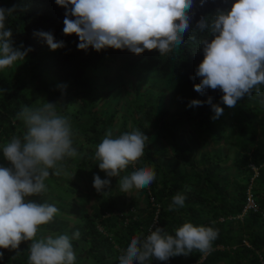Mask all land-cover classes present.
Here are the masks:
<instances>
[{
  "label": "trees",
  "instance_id": "16d2710c",
  "mask_svg": "<svg viewBox=\"0 0 264 264\" xmlns=\"http://www.w3.org/2000/svg\"><path fill=\"white\" fill-rule=\"evenodd\" d=\"M234 2L205 0L201 6L194 0L181 47L161 56L155 49L139 55L127 49L78 50V37L63 34L65 9L55 0H0V7L18 6L5 21L13 31L14 46L22 43L33 49L19 64L22 68L18 66L40 79L35 86L43 95L40 103H56L58 114L70 119L78 152L67 160L66 175H50L45 181L47 192L28 198L59 209L52 222L40 226L38 239L61 234L71 238L79 231V238L72 239L75 264H119V255L134 235L146 237L157 226L174 235V229L191 222L218 230L211 251L194 250L167 261L153 259L151 264H264V104L253 94L228 108L219 88L199 93L193 87L200 82L195 72L203 59L199 40L205 36L196 29L197 21L230 10ZM39 31L51 32L64 47L50 50L34 35ZM111 78L134 93L127 104L121 103L126 112H108L109 99L98 101ZM24 81L12 67L0 71V146L23 134L24 126L16 119L21 105H41ZM209 97L224 109L217 119H212L207 103L188 107L191 100L203 102ZM109 129L113 138L133 129L149 138L144 156L121 173L152 167L156 179L149 187L121 192L119 178L112 177L103 193L94 189V175L107 178L94 154ZM220 142L228 143V149L211 148ZM0 166L10 167L2 148ZM252 166L257 168L251 184L258 210L238 218L254 174ZM178 192L186 196L185 206L169 211ZM30 243L22 242L18 250L0 249V264H27Z\"/></svg>",
  "mask_w": 264,
  "mask_h": 264
},
{
  "label": "clouds",
  "instance_id": "9594fccd",
  "mask_svg": "<svg viewBox=\"0 0 264 264\" xmlns=\"http://www.w3.org/2000/svg\"><path fill=\"white\" fill-rule=\"evenodd\" d=\"M204 2L199 0L201 6ZM55 4L65 9L62 31L64 35L78 37V50L87 51L89 47L96 52L107 48L127 49L139 55L155 49L166 56L181 47L190 27L189 12L194 0H55ZM17 11V5L0 7V71L23 62L33 50L22 43L14 46L13 31L5 26L6 17ZM196 29L205 36L199 40L203 59L195 72L200 82L193 86L194 90L203 93L219 88L223 93L221 101L228 108H235L240 99L253 94L261 97L264 104L261 91L264 86V0H235L230 10L218 11L213 17H201ZM207 34L213 37L210 41ZM34 35L42 38L50 50L64 47V42L55 41L51 32L39 31ZM58 87L64 89L66 85ZM202 103L210 105L214 113L212 119L223 114L224 109L213 104L211 97L203 102L191 100L188 107ZM55 105L51 102L37 107L21 105L16 119L24 126L23 134L13 135L0 146L4 159L10 164V167L0 166V249L18 250L22 242L30 241L27 264H75L76 260L72 239L79 238V231L71 238L61 234L38 239L40 226L52 222L59 209L54 204L28 199L46 193L45 181L49 176L66 175L67 160L78 156L73 147L71 121L58 114ZM148 141L144 131L139 129L115 138L109 129L94 154L107 178L94 175V189L103 193L110 186L108 178L112 177L119 178L121 192L149 187L156 179L152 167H139L121 176L129 165L144 156ZM185 200L183 193H176L168 210L183 208ZM245 212L242 209L237 217L241 218ZM218 234L213 227L194 226L191 222L174 229V235L157 226L146 237L134 235L118 261L119 264H151L153 259L167 261L170 257L188 256L194 250L207 253ZM19 254L17 251L16 256Z\"/></svg>",
  "mask_w": 264,
  "mask_h": 264
},
{
  "label": "rangeland",
  "instance_id": "374dc122",
  "mask_svg": "<svg viewBox=\"0 0 264 264\" xmlns=\"http://www.w3.org/2000/svg\"><path fill=\"white\" fill-rule=\"evenodd\" d=\"M20 63H24L23 62H17L14 66H12V69L15 70V72L19 73L21 75V78H23V80H25V84H26V88L28 89V91H30L34 97H36V101L39 104H41L40 102L43 99V95L40 94L42 92H39L35 86L40 82V79L37 76H33L29 71H23L22 65H19ZM21 66V68L19 66ZM16 67V68H15ZM9 69V68H8ZM20 69V70H19ZM101 80V79H99ZM111 83H108L107 86L105 87V93H102V96L100 97V99L98 100L99 102L103 101V100H107L109 99L107 102V111L111 112L115 109H118L119 113L122 112H126L124 106L121 105V103L124 104V101L126 100V104L127 102L133 98L134 93L131 90V88H129L127 85L123 84L122 82H119L118 80H113L112 78L110 79ZM113 90V95H108V93L110 91ZM141 91L145 92V88L141 89ZM142 92V93H143ZM130 98V99H129ZM139 99H141V96H138ZM248 104V103H246ZM220 146L221 148L227 150L228 149V143L226 142H220L219 145L217 146H208L211 147L212 149H217V147ZM235 172V171H234Z\"/></svg>",
  "mask_w": 264,
  "mask_h": 264
},
{
  "label": "built area",
  "instance_id": "2783aa9c",
  "mask_svg": "<svg viewBox=\"0 0 264 264\" xmlns=\"http://www.w3.org/2000/svg\"><path fill=\"white\" fill-rule=\"evenodd\" d=\"M252 170L254 171L253 176L250 179V184L247 188V193H246V203L245 206L243 208V212L247 211V210H253V211H257L258 210V206L256 205L255 199H254V195L252 193V179L257 175V168L252 166ZM244 242H246L245 240H243Z\"/></svg>",
  "mask_w": 264,
  "mask_h": 264
}]
</instances>
